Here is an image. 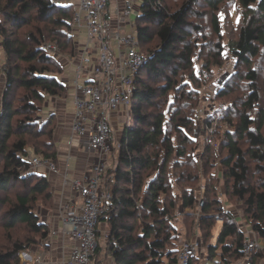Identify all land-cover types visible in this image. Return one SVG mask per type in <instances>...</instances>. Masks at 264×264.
I'll return each mask as SVG.
<instances>
[{"label": "trees", "instance_id": "16d2710c", "mask_svg": "<svg viewBox=\"0 0 264 264\" xmlns=\"http://www.w3.org/2000/svg\"><path fill=\"white\" fill-rule=\"evenodd\" d=\"M233 1L241 18L225 45L221 13ZM175 2L144 0L136 17L147 62L135 79L133 121L114 144L105 176L113 200L101 218L109 232L99 241L97 255L111 256L114 264H179L176 241L181 236L172 220L181 206L200 210L197 218L185 211L192 221L198 219L196 227L186 228L185 238H191L192 230L210 239L217 217L223 218L204 264H260L264 248L257 246L246 256L245 232L225 203L240 202L244 219L264 241V0ZM75 11L76 4L69 0H0V40L6 58L0 103V229L11 231L24 224L28 230L27 240L11 238L0 244V264H21V252L50 231L39 210L53 208L52 186L47 175L32 170L27 157L35 153L59 160L55 116L39 115L47 96H67L60 78L66 64L45 45L55 44L63 55H75L70 26ZM109 12L107 8L106 15ZM205 18L209 29L202 22ZM11 29L15 30L10 33ZM154 40V48L144 49ZM226 51L234 68L217 91L215 116L231 128L216 152L211 144L204 145L201 173L193 157L199 140L195 116L205 87L227 72ZM230 94L237 96L225 106L222 100ZM215 135L220 138V132ZM14 187L22 189L11 199L7 194Z\"/></svg>", "mask_w": 264, "mask_h": 264}, {"label": "built area", "instance_id": "2783aa9c", "mask_svg": "<svg viewBox=\"0 0 264 264\" xmlns=\"http://www.w3.org/2000/svg\"><path fill=\"white\" fill-rule=\"evenodd\" d=\"M69 1L76 4L70 26L75 39L76 52L73 57L77 65L73 91L74 118L69 143L72 145L73 140H77L85 152L94 156V161L86 176L70 180L75 197L69 200L62 213V229L75 242L69 264H114L113 260L97 255L101 218L111 209L113 200L112 187L105 181L109 158L114 150L111 114L125 109L121 122L124 127L131 124L136 75L147 62V55L137 35L136 21L134 24L131 18L140 14L144 0H111L115 9L108 15L106 10L110 0ZM82 35L86 36L83 40L85 43L76 38ZM109 39L118 46L117 57L110 50ZM45 48L56 56L60 54L55 44L48 43ZM201 119L206 123L203 132L209 135L205 141L215 144L219 120L208 124L207 116ZM201 127L195 132L197 139ZM27 159L34 171L45 166L53 173L59 172L57 163L52 159L42 158L35 153ZM240 228L246 234L245 254L248 256L259 245L258 238L247 222L241 223ZM52 233H56V230ZM199 246V237L181 242L179 264H191ZM20 258L24 264H46L42 256L33 254L30 248L22 251Z\"/></svg>", "mask_w": 264, "mask_h": 264}, {"label": "rangeland", "instance_id": "374dc122", "mask_svg": "<svg viewBox=\"0 0 264 264\" xmlns=\"http://www.w3.org/2000/svg\"><path fill=\"white\" fill-rule=\"evenodd\" d=\"M166 1L169 2V4H171V5L176 3L175 0H166ZM108 9L111 12L114 11V9H115V5L113 3H111V0L109 2ZM227 10L228 11L221 13L222 27H223L222 28V35H223V42H224L225 45H227L229 39H231L235 35V33L237 32L238 27H239L238 23H239L240 18H241L240 9H239L238 4L236 2H234V1L231 2V4L228 6ZM136 16L137 15L135 14L131 18L132 22L134 24H135V21H136ZM1 19H3V17H2V14L0 12V20ZM202 22L204 24H206L207 25L206 28L209 29L210 23H208V19L205 18V19L202 20ZM6 27L8 28V26H6ZM14 30L15 29H11L10 33H12ZM76 38L79 39L82 43H85V42H83V40L86 39L85 35H82V36L76 37ZM0 42H2V41L0 40ZM108 43H109V46L111 48L110 50H112L114 52V54L116 55V57H117L118 54H119L118 46L114 43L113 40H110V39H109ZM207 43L208 42H204L205 45ZM155 45H157V43L154 40L152 43L146 45L144 47V49L146 48V49H150L151 50L152 48L155 47ZM63 54L64 53H60L59 56L60 57H64L66 60L70 59V61L65 66L64 73H63V75L60 76V78L61 79L62 78H69L70 81L73 83L75 78H76V76H77V65H74L71 62V58L73 56L63 55ZM226 56L228 58L227 70H226L227 72L221 73L219 75L218 79L216 80V83L214 85L205 87V95H203V100L201 102V106L199 107L200 112L198 111V113H196V116H195L196 120L198 121V124H197V126L195 128V132H196V130L198 131V128L200 126H203V127L200 128L201 130L199 132V140H198V142H197V144H196V146L194 147V150H193V157L195 158V160H197L196 162H197L198 169L197 168L196 169H197V171H200L201 173H203V167H204V157L202 155L203 154L202 152H205V150H204L205 146L204 145L207 143L205 141V138L209 137L208 134L206 135L205 132H203L205 130L204 127H205L206 123L205 124L203 123V119H201V117L207 116L208 117L207 121H210L212 117H214L215 119L219 120V124L217 125V132H220V138L217 139L218 136L216 135V138H214L215 144L216 143L220 144L221 140L224 139L223 137H225V133L227 132V128H231L230 124H228L227 122H225L223 124L220 121L219 117L215 116L216 115L215 111L217 109V103H216L217 91H218L219 87L223 86V84L228 79H230L232 71H233V68H234V61H233L232 57L228 54V51H226ZM5 62H6L5 54H4V51H2V47H0V75H2L3 65L5 64ZM216 70H218V69H216ZM217 72H219V71H217ZM262 72H263L262 74L264 75V63H263V67H262ZM151 83H156V82L151 80ZM72 91H73L72 89H68V94H67V97H66L67 101L69 102L68 103L69 110H72V108L74 106V105H72V103L74 104V102H73V98L74 97H73V92ZM236 96H237L236 94H234V95L230 94V95L224 97V99L222 100V103L225 105L226 101H229L230 99H233ZM48 101L50 102V100H48ZM44 109H45V107H44ZM44 109H43L44 113H47V110L49 111V107L47 108L46 112H45ZM154 110L155 109L150 108L148 111H154ZM132 121L133 120H131V123H132ZM56 125H57V121H56ZM126 125H128V123H126ZM122 127H123V123L121 125V128ZM215 144H213L211 146V147H213L212 149H213L214 152H216L215 149H217V147L219 146V144L218 145H215ZM32 150H33V151H31L32 153L35 152L34 149H32ZM217 168H220V165ZM214 172H217V171L214 170ZM221 187H222V185H221ZM21 189H22L21 187H18V189H16V187H14V188H12V189H10L8 191L7 195L10 196L11 199H14L15 198V194L18 192V190L21 191ZM174 191L177 192L176 194H178V192H180L179 189H175ZM225 208L227 210H231L233 212L234 216L237 218V222L239 223V225L241 223L244 224V222L245 223L247 222L245 219L242 220V218H244V217H243L242 205H241L240 202H236V203H233V204H231L230 202H226L225 203ZM40 209L49 210V209H46V208H40ZM185 211L186 212H192L195 215L196 218L198 217V215L200 213L199 207H196L194 209L187 208L186 210H184L183 207L179 206L174 211V213H173V217L174 218H173L172 221H173V223L175 225H177L179 234L181 236L180 238L178 237V239L176 241V246L179 247L181 242H183L185 240H190L191 238L195 239L196 237H199L200 238V246H199V249H198L197 253H195L194 256H193V259H195V262H193V263L194 264H204L206 262V259L208 258V250H207L208 244L209 243H211V244H216L217 243L218 235H219L221 227H222L223 218L221 216L217 217V223H216L215 227L212 229L213 236H211L210 239L208 238L207 240H204L203 238H201V236L198 233H194V231L192 232V230H191L192 234L190 236L191 238H187V237L185 238V236H187L186 234H187V231H188V230H186V228L187 227L191 228L190 226H192L193 224H194V227H196L197 226V221L196 220H198V219L194 218V221H192L193 220L192 217H187L186 215H184ZM27 232H28L27 227L24 224H17L15 226V228H13V230H11V231H6V230H4L2 228V229H0V244H2V246H4L6 243L8 244V241L11 240V238H13V239H15L17 241L18 240H20V241L27 240L28 239V233ZM184 234H185V236H184ZM251 234H254V233H251ZM190 241H192V240H190ZM258 242H259V245H258L259 247L258 248H264V241H262L261 239L258 238ZM107 258L109 260H112L111 256H109ZM21 264H24L23 260H22ZM235 264H236V262H235ZM260 264H264V258L262 259Z\"/></svg>", "mask_w": 264, "mask_h": 264}, {"label": "crops", "instance_id": "0c3cea01", "mask_svg": "<svg viewBox=\"0 0 264 264\" xmlns=\"http://www.w3.org/2000/svg\"><path fill=\"white\" fill-rule=\"evenodd\" d=\"M74 60V57H72L71 62L76 65ZM69 61L70 59H65V64L67 65ZM62 81L66 84L67 89H72L74 91V82L72 83L69 78H63ZM4 85L5 76L2 73V75H0V101ZM66 97L47 96L39 115L40 119H45L51 115L55 116L57 121L55 140L59 150V160L57 162V166L59 167L58 173L49 171L45 166H41L35 170L47 175L52 186L55 200L53 208L49 210H39L41 220L49 226L50 231L48 236L30 247L32 253L42 256L46 264H69L70 254L75 242L71 235L63 232L62 213L65 206L68 205L67 203H69V200L75 197V192L71 187L70 180L72 178H82L86 176L94 161V156L85 152L78 144L77 140H73L72 145L69 143L71 139V123L74 118V106L72 110H69V102ZM48 100H50V102ZM72 105L74 104L72 103ZM48 107L49 111L47 110ZM43 109L45 112L47 110V113H44ZM124 113L125 109H121L111 114L114 128L112 137L114 144L120 141L119 138L124 129V126L121 128V116H123ZM109 159H111V156ZM67 160H69V166H67ZM110 164L111 160H109V166ZM247 226H249L248 223ZM53 230H56V233L53 234ZM108 232L109 228L107 223L104 221L101 222L99 230L100 240L106 239ZM102 253H105V249H103Z\"/></svg>", "mask_w": 264, "mask_h": 264}]
</instances>
